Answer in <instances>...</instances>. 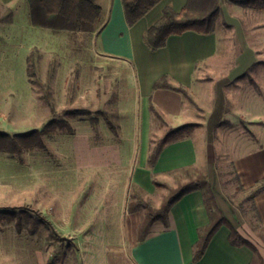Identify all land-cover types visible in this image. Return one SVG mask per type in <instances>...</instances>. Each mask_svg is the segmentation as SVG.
<instances>
[{
  "label": "crops",
  "instance_id": "crops-1",
  "mask_svg": "<svg viewBox=\"0 0 264 264\" xmlns=\"http://www.w3.org/2000/svg\"><path fill=\"white\" fill-rule=\"evenodd\" d=\"M16 1L0 0L2 5L12 10L13 20L8 24L14 23L12 8ZM185 2L186 0H160L133 25H128L122 1L107 0L106 5H101L103 20L99 27L93 32H76L89 37V41L85 42V50L90 57L95 53L93 45L97 41L102 57L122 64L123 82L112 90L117 94L118 127L111 129L101 116H97L95 123L90 121V117L87 118L85 126L77 121L72 123L70 161L56 163L54 167L58 172L54 180H57L58 185H64L68 181L71 189L67 191L72 196L68 199L65 197L67 195L54 194L53 199L46 198L43 180L37 183L35 194H27L28 198L37 202V207L46 209L48 206L50 215L39 209L25 208L39 213L40 217L47 220V227L53 238L65 241L73 239L70 241L74 249L73 255L70 251L68 257H47L45 246H41L33 262L29 256L0 257V264H97L95 243L98 239L91 240V237L98 238L99 233L97 232V237L91 235L94 228H101L102 233L107 229V234H113V239L102 243L104 254L100 263L103 264L250 263L252 250L245 245L232 244L229 240L231 228L227 225H221L215 231L201 258L193 260L198 229L208 223L200 190L191 191L175 202L168 211L167 223L155 220L141 241L136 235L141 214L135 206L129 208L131 188L139 190L142 199L151 197L157 205L161 189L155 186L154 180L169 181L168 171L194 165L208 176L217 203L230 223L248 237L240 228L243 219L239 209L223 192L217 164L219 159L227 155V146L234 138L237 140L236 147L238 145L240 148L229 158L233 174L239 176L243 187L250 188L264 177V143L258 142L259 135H264V12L260 14L250 10L254 8L222 1L221 13L212 32L186 30L181 34H171L165 45L155 50L150 49L143 41L144 31L160 17L165 6L180 11ZM236 19L240 22L236 24L239 27L232 23ZM30 25L37 27L31 23ZM59 32L72 33H56ZM257 33H260V37L255 36ZM20 36V43L14 44L9 38H6V43H0V56L9 54L12 60H16L12 64L18 67L21 74L25 73L24 78H21L29 85L26 58L33 47L40 48V42L44 39L34 31L33 35L25 36L22 33ZM239 42L242 47L238 46ZM230 44H234L236 48L229 52L227 47H232ZM51 63L52 61L49 65ZM53 67L51 81L53 79L54 82L57 71L54 65ZM75 72L77 75L78 72ZM74 74L68 82V85L73 84L72 99L67 103L66 93V105L62 108L68 105L76 107L73 104ZM164 75L168 76L167 82L171 87L153 88L154 83ZM178 86L183 87L184 92L175 88ZM212 86L215 88L213 92L210 91ZM225 87H230V90L226 91ZM97 89L101 106L96 108H102L112 92L105 95L101 93L100 96L99 82ZM227 100L232 106L230 110L226 109ZM39 106L41 107L40 103ZM156 118H160L162 125L155 133L153 128L157 123ZM186 123L195 124L191 132L164 144L157 159L151 164L148 156L153 136L161 137L168 129ZM217 131L220 136L218 143L221 144L219 150L216 148ZM100 182L109 186L113 183L118 189L112 193L113 196L109 188L97 192L100 195L93 194L92 186ZM122 191L123 198L120 196ZM119 199L122 201L120 212L111 213L117 207ZM60 200L63 202L61 205L58 203ZM75 200L81 204H72ZM254 202L264 228V192L257 194ZM5 208H24V205ZM117 216L120 217L118 222L110 223L108 218ZM25 223L27 226L24 227L23 224L20 230H17L14 220L0 223V239L4 235V228H14V232L11 231L5 240L0 241L1 245L15 249L14 237L24 233L23 230L26 232L24 242L29 243L30 236L36 232L31 233L29 223ZM41 226L43 225H39V228ZM61 231L73 234L63 236ZM77 238L80 239L81 250H78ZM253 243L264 257V237L256 235Z\"/></svg>",
  "mask_w": 264,
  "mask_h": 264
},
{
  "label": "trees",
  "instance_id": "trees-1",
  "mask_svg": "<svg viewBox=\"0 0 264 264\" xmlns=\"http://www.w3.org/2000/svg\"><path fill=\"white\" fill-rule=\"evenodd\" d=\"M121 1L126 22L128 25H133L160 0ZM222 1H230L242 7L264 10V0H186L180 11H175L171 6H165L160 17L144 31L143 41L150 49L155 50L165 45L167 37L171 34H181L186 30L200 33L212 32L221 13ZM28 6L29 20L32 25L56 32H93L103 20V9L97 3V0H28ZM12 20V10L0 3V23H10ZM39 56L38 49L28 54L26 58L27 75L30 83L34 86L41 107H48L52 111V115L38 128L14 133L0 130V152L20 155L25 151L45 149L47 147L45 137L63 130L73 133L70 120L86 115L90 117L92 123L97 121V116H101L111 129L115 130L118 127L117 94L115 92L111 93L110 99L102 108H76L68 105L60 111H56L53 106V90L50 84L54 67L52 63L49 65L46 79L43 81L39 75ZM167 80V75L162 76L154 83L153 88L171 87ZM72 85V83H69L67 88V103H70L72 99ZM175 88L184 92L181 86ZM151 110L154 114L152 107ZM156 122V125H153L155 133L162 125L160 118ZM194 126V123H186L168 129L161 137L153 136L148 161L151 164L154 163L164 144L187 136ZM168 175L170 176L169 181H165V179L154 180L155 186L161 189L157 205L151 197L146 200L142 199L140 191L131 188L129 208L133 205L141 214L136 232L139 241L146 237L151 224L155 220L160 219L167 223V214L170 207L182 196L191 191L200 190L208 215V223L198 229V240L193 247V260L197 261L201 258L215 231L221 225H227L231 228L230 242L235 245L248 246L252 250L253 254L249 264H264V257L253 241L241 234L219 207L212 185L203 170L197 166L188 165L170 170ZM234 175L236 187L233 195H241L237 206L255 234L259 238H263L264 228L261 226L254 198L257 194L264 192V177L252 187L245 188L240 183L239 176L235 173ZM12 220H14L17 230L21 229L23 223L28 222L31 233L35 232L41 224L48 225L45 218L40 217L37 220L27 208L1 207L0 223Z\"/></svg>",
  "mask_w": 264,
  "mask_h": 264
},
{
  "label": "rangeland",
  "instance_id": "rangeland-1",
  "mask_svg": "<svg viewBox=\"0 0 264 264\" xmlns=\"http://www.w3.org/2000/svg\"><path fill=\"white\" fill-rule=\"evenodd\" d=\"M106 2L107 0H97V3L100 5H106ZM12 9L15 16L14 23H0V43H6V38H9V40L14 42V44L20 43V35H22V33H25V36L33 35V31L40 33L44 40L40 42L41 45L38 49L40 55L39 75L43 81L46 79L47 68L49 67V63L52 61V64L55 66L57 71L54 74V82L53 79L50 81L53 90V106L56 111H60L62 107L66 105L67 85L70 77L74 74V71L78 72L77 75L74 74V76L76 75V79L73 104L76 107L89 106L96 108L101 106V97L97 95L99 91L97 89V82L100 83V96L101 93L105 95L112 92V90L117 89L119 84L123 82L121 79L123 76L122 64L116 60L105 59L102 57V54L98 51L97 41H95L93 45L95 53L93 57H90V54L85 50V42L86 40L89 41V37L86 38L84 35H78L76 32L56 33L48 28L30 27L27 0H17L14 2ZM250 10H253V12H260V14L264 12L257 9ZM262 15H264V13ZM232 23L235 24V27H239V25H236L237 23L240 24L237 19L236 21L232 20ZM257 35L260 37V33H257L255 36ZM10 41H8V43ZM259 42L262 43L261 40ZM230 45L232 47H227L229 52L235 50L236 48L234 44ZM238 46H241L240 42ZM35 49L36 47H33L31 51ZM14 59H16V57H14ZM12 61L13 63H16V60H12L9 54L0 56V130L14 133L41 127L51 117L52 111L49 108H42L39 106L34 86L31 83L26 85L23 81L25 73L23 72L21 74V71H18V67L12 64ZM246 63L243 62V64ZM11 65H13V67ZM21 76L23 78H21ZM229 88L230 87H225V90H230ZM214 89V86H212L210 91L213 92ZM186 102H189L188 97ZM226 104V109L230 110L232 106L228 103V100ZM87 118H89L88 115L83 116V118L77 117L76 119H71L70 121L71 123H75L77 121L79 124H83V126H85L84 124L88 123ZM217 134L216 148L219 150L221 145L218 143L220 141L219 131H217ZM44 139L47 146L45 149L25 151L20 155L0 152V207L24 205V208L27 207L31 210L39 209L40 211H43L44 214L50 215L48 206L46 209H44V207L39 208L37 207V202L34 199L32 200L27 197V194L33 195L34 192L36 193L37 183L42 180L46 187V198L50 197L53 199L54 194L61 196L67 195L65 197L68 199L69 196H72L69 192L71 187L68 184V181H66L64 185H58L59 183L57 180H54L57 178L56 175H58V172L54 169L55 164L70 161L71 134L65 130L56 131ZM238 139L240 140V138ZM232 140V142H229L227 146V155L224 158L219 159L217 164V173L223 192L238 208L237 202L241 198V195H233L236 187V180L234 178L235 175L233 174L231 159L229 157H232L240 146L237 145L236 147L235 142H237V140L234 138ZM258 142L264 143V135H259ZM55 183L57 185H55ZM62 186L65 188H62ZM107 188L110 189V194L112 195V193H115L118 189V186L113 183L109 186L106 183L100 182L99 184L92 186L94 192L93 194H97V192H101L103 189ZM48 194H50V196H48ZM122 194L123 191L120 196ZM6 196H8V199H6ZM118 197L119 193L117 192L116 198ZM121 197L123 198V195ZM112 199L113 197L111 200ZM121 199L117 200V207L115 210H111V213L120 212V209L122 208ZM76 201L77 200L73 201L72 204L75 206L77 203L78 205L79 203L81 204V202ZM58 203L61 205L63 202L60 200ZM32 212L33 216L38 220L41 215L37 212ZM119 219L120 217L118 216L108 218L110 223L118 222ZM242 219L243 223L240 228L243 229V232L246 233L250 239L255 241L257 234L255 235L254 231L252 233L250 230L251 227H249L248 222L243 216ZM1 223L4 224L5 221ZM23 224L25 225L24 227L27 226L26 223ZM41 225L43 226L40 228L38 226L35 231L36 233L30 236L29 243L24 242V238L26 237L25 230H23L24 233H21L24 235L16 234L14 237L17 241L14 242L15 249L2 246L0 242V257L21 258L29 256L31 262H33L36 260L37 250L41 246H45V252L48 254L47 257L49 256L56 259H58V257L62 258L63 255L68 257L70 251L73 255L74 249L70 242L73 239L69 241L57 240L52 237L46 224ZM4 231V235H2L3 237L0 241L5 240L11 231L14 232V228H4ZM102 231L103 230L101 228H94L91 233V235H96V237L97 232L99 233L98 238L91 237V240L98 239L95 243V258L98 262L97 264H103L102 262L100 263L102 254H104V247L102 243L113 239V234H107V229L104 230L106 232L102 233ZM64 233V231L63 233L61 231L60 234L63 236L73 234L67 232L66 234ZM76 241L79 243L78 250H81L82 245L80 243V239L78 240L77 238ZM22 242L25 243L24 246L21 245ZM59 242L60 245L58 244Z\"/></svg>",
  "mask_w": 264,
  "mask_h": 264
}]
</instances>
